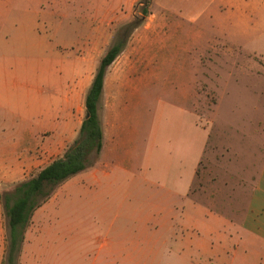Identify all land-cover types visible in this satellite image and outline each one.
<instances>
[{
	"label": "rangeland",
	"instance_id": "1",
	"mask_svg": "<svg viewBox=\"0 0 264 264\" xmlns=\"http://www.w3.org/2000/svg\"><path fill=\"white\" fill-rule=\"evenodd\" d=\"M140 1L0 0V167L23 153L36 164L0 177L1 264V195L76 140L99 62L141 16ZM149 13L108 68L99 156L33 214L87 221L72 222L66 264H93L112 227L135 244L133 264H187L191 246L179 251L177 237L200 238L198 262L207 264L212 245L226 238L234 248L249 206L264 158V25L213 28L205 18L200 30L187 21L178 30L179 18L153 0Z\"/></svg>",
	"mask_w": 264,
	"mask_h": 264
},
{
	"label": "crops",
	"instance_id": "2",
	"mask_svg": "<svg viewBox=\"0 0 264 264\" xmlns=\"http://www.w3.org/2000/svg\"><path fill=\"white\" fill-rule=\"evenodd\" d=\"M153 3L159 6L161 12L169 14V17L179 18L181 22L176 24L178 30L185 26L186 21L192 26H199L205 18L213 28L232 26L238 29L255 30L264 25V0H153ZM200 28L201 26L196 29L200 30ZM25 154L7 157L4 165L0 167V177L2 179L18 177L26 171H31L36 164ZM60 219L37 215L32 217L25 235L19 264H66V261L71 260V245L75 241V238L71 236L72 222L87 223V221H81L79 217L72 216H64L63 221ZM218 219L224 221L223 218ZM224 222L228 220L225 219ZM141 228L143 243L151 245L149 248L151 250L152 241H154L152 231L146 228L145 223ZM235 232L234 248L231 247V240L228 241L226 238L223 243L212 245L209 249V263L207 264H264V158L242 225L236 228ZM109 233L111 236L98 239L99 248L93 264H133L132 254L136 250L135 244L126 246L120 239L123 234L117 232L116 227H112ZM174 235L176 238L177 235ZM56 239L61 245H65L67 252L64 251L62 255L55 252L54 241ZM176 239L179 240L176 241L177 247L181 248L179 251H184L185 246H191L190 254L187 255V264H200L197 256L200 254L201 239L191 238L190 244L188 241L184 243L182 237ZM103 254L107 255L109 262L104 263ZM120 254H124L123 262L119 261L121 260ZM110 258L113 260L110 261ZM179 258L184 259L180 252Z\"/></svg>",
	"mask_w": 264,
	"mask_h": 264
},
{
	"label": "trees",
	"instance_id": "3",
	"mask_svg": "<svg viewBox=\"0 0 264 264\" xmlns=\"http://www.w3.org/2000/svg\"><path fill=\"white\" fill-rule=\"evenodd\" d=\"M151 2L152 0H143L136 5L141 16L135 15L134 19L124 26L125 37L123 34L101 58L85 98L86 117L73 144L66 149L62 157L53 160L30 178L16 183L1 195L8 227L4 264H19L25 233L35 211L42 207L63 183L93 165V154L99 156L103 147L100 109L108 68L122 53L127 42L125 38H129L141 27L150 15Z\"/></svg>",
	"mask_w": 264,
	"mask_h": 264
}]
</instances>
